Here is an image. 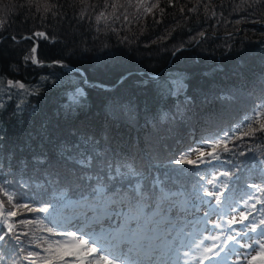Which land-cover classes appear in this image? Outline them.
Segmentation results:
<instances>
[{
	"label": "snow or ice",
	"instance_id": "1",
	"mask_svg": "<svg viewBox=\"0 0 264 264\" xmlns=\"http://www.w3.org/2000/svg\"><path fill=\"white\" fill-rule=\"evenodd\" d=\"M12 7L41 25L71 21L117 34L135 28L133 38L171 16L172 27L153 44L190 21L202 20L201 28L209 20L233 23L225 7L239 16L235 25H264V0H23ZM5 23L0 18V29ZM207 35L197 30L190 42ZM35 37L49 38L33 30L11 39ZM35 53L32 47L23 60L42 65ZM6 85L28 91L19 81ZM173 88L181 90L182 80ZM258 99L228 134L172 155L163 144L124 154L84 134L17 158L7 174L0 165V264H264V159H247L264 148L255 143L264 141V97ZM71 219L79 226L65 227Z\"/></svg>",
	"mask_w": 264,
	"mask_h": 264
},
{
	"label": "trees",
	"instance_id": "2",
	"mask_svg": "<svg viewBox=\"0 0 264 264\" xmlns=\"http://www.w3.org/2000/svg\"><path fill=\"white\" fill-rule=\"evenodd\" d=\"M18 2L23 0H0V18L6 20L0 29V165L5 174L17 158L51 152L57 141L74 135L87 134L124 154L153 146L158 150L161 144L168 155L202 141L206 146L252 115L253 102L264 97V25H235L239 16L229 15L226 7L225 18L233 23L209 20L201 28L202 20L190 21L165 42L153 44L165 25L172 27L171 16L154 27L149 17L144 34L133 38L135 28L117 34L97 33L71 21L41 25L29 12L12 7ZM33 30L49 38L11 39L31 36ZM197 30L208 35L190 42ZM36 42L37 60H60L70 67L25 62L23 56ZM181 44V51L173 54ZM73 66L84 69L89 80ZM178 79L183 88L170 90ZM8 80L24 83L28 91L9 89ZM262 151L248 153V161L255 163L253 155L264 159Z\"/></svg>",
	"mask_w": 264,
	"mask_h": 264
},
{
	"label": "water",
	"instance_id": "3",
	"mask_svg": "<svg viewBox=\"0 0 264 264\" xmlns=\"http://www.w3.org/2000/svg\"><path fill=\"white\" fill-rule=\"evenodd\" d=\"M34 47L36 48V53H35V58L37 59L38 55H37V42L36 44L34 45ZM42 64H47L49 62H53V61H41ZM70 67V66H69ZM74 69L76 70H79L82 74H83V77L85 80H89V77L87 76V73L84 69L80 68V67H77V66H73ZM123 76V75H122ZM121 76V77H122ZM104 87H110L109 85L105 84V83H101Z\"/></svg>",
	"mask_w": 264,
	"mask_h": 264
},
{
	"label": "rangeland",
	"instance_id": "4",
	"mask_svg": "<svg viewBox=\"0 0 264 264\" xmlns=\"http://www.w3.org/2000/svg\"><path fill=\"white\" fill-rule=\"evenodd\" d=\"M121 76H122V75H121ZM121 76L119 77V79H118V81H117L116 83L120 82L121 79L125 76V74H123L122 77H121ZM109 86H110V85H109ZM110 87H111V86H110ZM110 87H104V88H110ZM187 101H188V98H187ZM196 144H197L196 147H200V146H201L199 142L196 143ZM65 215L70 216L69 213H65ZM73 225H77V226H79V221L76 220V223H74V224H72V223H66V224H65V227H72Z\"/></svg>",
	"mask_w": 264,
	"mask_h": 264
},
{
	"label": "bare ground",
	"instance_id": "5",
	"mask_svg": "<svg viewBox=\"0 0 264 264\" xmlns=\"http://www.w3.org/2000/svg\"><path fill=\"white\" fill-rule=\"evenodd\" d=\"M38 55V54H37ZM50 63H52V62H50ZM47 64H49V63H47ZM69 67V66H68ZM76 70V69H75ZM77 71H79V70H77ZM80 72V71H79ZM82 74V73H81ZM82 76H83V74H82ZM81 88V87H80ZM82 89V88H81ZM79 91V90H78ZM82 92V91H81ZM84 93V92H83ZM187 98H188V101H187ZM186 102H191V98H190V96H186V97H184L183 98ZM193 101V100H192ZM199 133V132H198ZM175 152V151H174ZM71 223L72 224H74V223H76V220L75 219H71Z\"/></svg>",
	"mask_w": 264,
	"mask_h": 264
}]
</instances>
